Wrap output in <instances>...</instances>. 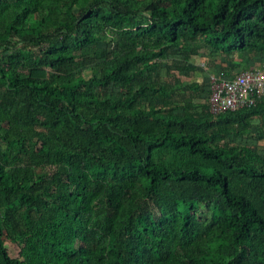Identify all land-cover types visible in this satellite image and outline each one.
<instances>
[{"label":"trees","instance_id":"trees-1","mask_svg":"<svg viewBox=\"0 0 264 264\" xmlns=\"http://www.w3.org/2000/svg\"><path fill=\"white\" fill-rule=\"evenodd\" d=\"M253 67L264 0H0V264H264Z\"/></svg>","mask_w":264,"mask_h":264},{"label":"built area","instance_id":"built-area-1","mask_svg":"<svg viewBox=\"0 0 264 264\" xmlns=\"http://www.w3.org/2000/svg\"><path fill=\"white\" fill-rule=\"evenodd\" d=\"M264 94V72L258 67L221 72L210 76L209 110L220 113L253 103L255 96Z\"/></svg>","mask_w":264,"mask_h":264},{"label":"rangeland","instance_id":"rangeland-1","mask_svg":"<svg viewBox=\"0 0 264 264\" xmlns=\"http://www.w3.org/2000/svg\"><path fill=\"white\" fill-rule=\"evenodd\" d=\"M205 58H207V57H195V62H196V64H199V62L200 61H202V60H205ZM204 71H206L205 69H204ZM240 71V70H239ZM198 75H202V73H198ZM202 77V76H201ZM204 210V207H203V205H199V211H203ZM7 243H9V242H7ZM9 245H11L10 243L8 244V246ZM12 246V248H11V254L12 255H15L16 253H17V247L16 246H14V245H11Z\"/></svg>","mask_w":264,"mask_h":264},{"label":"crops","instance_id":"crops-1","mask_svg":"<svg viewBox=\"0 0 264 264\" xmlns=\"http://www.w3.org/2000/svg\"><path fill=\"white\" fill-rule=\"evenodd\" d=\"M221 72H223V71L221 70Z\"/></svg>","mask_w":264,"mask_h":264}]
</instances>
